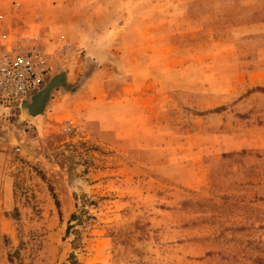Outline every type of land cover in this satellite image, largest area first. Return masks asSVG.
Here are the masks:
<instances>
[{"label":"rangeland","instance_id":"rangeland-1","mask_svg":"<svg viewBox=\"0 0 264 264\" xmlns=\"http://www.w3.org/2000/svg\"><path fill=\"white\" fill-rule=\"evenodd\" d=\"M184 2L0 0L43 83L95 59L39 123L0 106V264H264V44Z\"/></svg>","mask_w":264,"mask_h":264},{"label":"built area","instance_id":"built-area-1","mask_svg":"<svg viewBox=\"0 0 264 264\" xmlns=\"http://www.w3.org/2000/svg\"><path fill=\"white\" fill-rule=\"evenodd\" d=\"M36 37L14 36L1 42L0 106L18 105L37 91L48 74V61Z\"/></svg>","mask_w":264,"mask_h":264},{"label":"crops","instance_id":"crops-1","mask_svg":"<svg viewBox=\"0 0 264 264\" xmlns=\"http://www.w3.org/2000/svg\"><path fill=\"white\" fill-rule=\"evenodd\" d=\"M193 2H209L212 7L206 12L188 16L190 4ZM183 5L188 18L184 22L187 25L191 23L192 30L206 29L210 35L224 32L226 35L247 36L255 39V43L264 44V0H185ZM184 32L187 34L190 31L185 29ZM255 72L260 70L251 73Z\"/></svg>","mask_w":264,"mask_h":264},{"label":"water","instance_id":"water-1","mask_svg":"<svg viewBox=\"0 0 264 264\" xmlns=\"http://www.w3.org/2000/svg\"><path fill=\"white\" fill-rule=\"evenodd\" d=\"M95 69V59L93 56L87 55L86 57V73L83 78L73 87L69 86L66 81V73L60 71L48 81L43 83L41 87L32 95L21 101L18 105L21 113L27 116L35 123L44 116L46 108L51 100L52 92L56 89L62 90L68 95L77 93L82 86L88 81L90 74Z\"/></svg>","mask_w":264,"mask_h":264},{"label":"trees","instance_id":"trees-1","mask_svg":"<svg viewBox=\"0 0 264 264\" xmlns=\"http://www.w3.org/2000/svg\"><path fill=\"white\" fill-rule=\"evenodd\" d=\"M264 92V91H263ZM73 217H74V215H73Z\"/></svg>","mask_w":264,"mask_h":264}]
</instances>
